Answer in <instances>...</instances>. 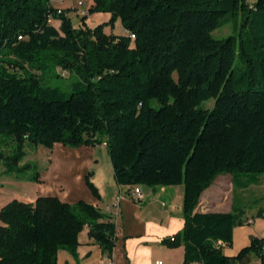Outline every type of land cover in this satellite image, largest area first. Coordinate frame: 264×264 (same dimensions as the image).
I'll return each instance as SVG.
<instances>
[{
  "label": "trees",
  "instance_id": "1",
  "mask_svg": "<svg viewBox=\"0 0 264 264\" xmlns=\"http://www.w3.org/2000/svg\"><path fill=\"white\" fill-rule=\"evenodd\" d=\"M73 10L0 0L4 171L38 181L39 171L21 163L28 145L105 143L118 184H184V227L164 239L184 245V264H247L251 256L264 264V236L236 255L224 251L246 209L196 210L220 174L264 172V0H91L76 11L80 25ZM98 12L109 18L89 24ZM226 25L230 34H214ZM0 221V264H56L60 249L76 251L85 226L109 253L117 237L97 206L54 195L14 198Z\"/></svg>",
  "mask_w": 264,
  "mask_h": 264
},
{
  "label": "crops",
  "instance_id": "2",
  "mask_svg": "<svg viewBox=\"0 0 264 264\" xmlns=\"http://www.w3.org/2000/svg\"><path fill=\"white\" fill-rule=\"evenodd\" d=\"M60 5L70 7L73 2ZM99 15L100 13H88V23L92 17ZM89 172L100 196H96L87 184ZM14 178L16 179H12V184L18 185L16 188L20 190L17 194L23 192L25 195V189L32 188V201L46 195L58 196L70 203L83 199L109 215L117 225L116 243L111 253L103 250L89 236V226H85L79 234L76 251L60 249L56 264H184V245L171 246L162 242L163 239L174 237L184 227V184H143L141 198L130 194L131 186L116 182L105 143L72 147L57 142L51 148L46 162L40 167L38 181L32 180L31 184L30 180ZM236 181L244 183L243 174H220L203 192L196 210H233V204L227 203L226 193H233ZM121 193L128 195L119 198L118 194ZM259 210L260 208L255 210L254 214L247 213L248 221L234 228L232 246L224 247L227 255H236L244 246L250 244L252 236H264V214L256 216Z\"/></svg>",
  "mask_w": 264,
  "mask_h": 264
},
{
  "label": "rangeland",
  "instance_id": "3",
  "mask_svg": "<svg viewBox=\"0 0 264 264\" xmlns=\"http://www.w3.org/2000/svg\"><path fill=\"white\" fill-rule=\"evenodd\" d=\"M78 0H63L59 4H63L64 2H73V6H71L74 10L71 12L72 20L76 25H80L81 23V14H77L76 11L87 9L89 6V3L91 0H86V3L81 6L80 8L77 6ZM100 13L97 17H92L90 20L91 25H97L99 22H103L104 20L109 18V14L105 12H98ZM94 14V13H93ZM108 15V16H107ZM57 24V22H55ZM110 27H107L106 29L109 30ZM115 33H123L124 27L121 23V20L118 19L116 22V26L114 28ZM232 32L231 25H226L222 27L221 29H218L214 32L216 36H225ZM60 72L64 74L66 77L69 75L68 72L63 71L60 69ZM51 84L53 82H50ZM157 104V103H155ZM214 104V100H209L205 102L206 107H212ZM51 151V148H48L43 145H28L26 147V155L24 156L21 163H28L30 162L32 164L31 173H35L37 171H40V167L43 166V163L46 162V158L49 155ZM104 154H106V151L104 150ZM243 174V178L245 179V182L240 184L236 181L234 184L235 190L233 193L230 191L226 193L228 195L227 203L235 205V208H243L246 209V213L254 214L255 210L258 208H264V172L263 173H255V172H249V173H241ZM232 175H235L232 174ZM14 177H17L19 179H22L18 177L16 174H11L4 171V166L2 162L0 161V210L1 208L10 200L14 198H18L20 200L26 201V202H32V188L28 189L26 187L25 189V195L22 193L17 194V192H20L19 189L16 188L18 185L14 186L12 184V179H16ZM25 181V179H22ZM30 183L32 184V181L30 180ZM26 184V183H25ZM228 184H225V186ZM18 190V191H17ZM22 191H24L22 187ZM247 264H259V260L255 256H251L250 260Z\"/></svg>",
  "mask_w": 264,
  "mask_h": 264
},
{
  "label": "built area",
  "instance_id": "4",
  "mask_svg": "<svg viewBox=\"0 0 264 264\" xmlns=\"http://www.w3.org/2000/svg\"><path fill=\"white\" fill-rule=\"evenodd\" d=\"M63 0H53V2L55 3V4H58V9H59V11H61V5L59 4L60 2H62ZM86 3V0H78L77 1V6L80 8L81 6H83L84 4ZM83 12H85V11H83ZM49 21L51 22L52 21V18L50 17L49 18ZM132 36H134V34L132 35ZM20 38L22 37V36H19ZM130 194H132V195H136L137 197H139V198H141L142 197V191H141V187L138 185V186H134V187H132V192L130 191ZM127 196L128 194L126 193V194H123V193H121V194H118V197L120 198V197H122V196ZM171 239L173 240L174 239V237H171ZM164 241V239L162 240V242ZM161 262V261H160ZM111 264V263H110Z\"/></svg>",
  "mask_w": 264,
  "mask_h": 264
}]
</instances>
